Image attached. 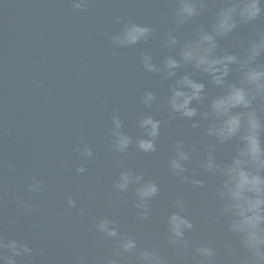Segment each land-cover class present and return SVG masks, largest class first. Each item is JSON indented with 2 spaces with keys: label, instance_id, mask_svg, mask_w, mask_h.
I'll return each instance as SVG.
<instances>
[{
  "label": "water",
  "instance_id": "95a60500",
  "mask_svg": "<svg viewBox=\"0 0 264 264\" xmlns=\"http://www.w3.org/2000/svg\"><path fill=\"white\" fill-rule=\"evenodd\" d=\"M172 7V0H88L82 9L73 8L71 0H0V235L23 240L33 249L32 257L19 258V264H105L113 241L101 239L94 226L103 216L116 220L120 231L133 235L139 246L158 248L169 264H196L194 252L178 255L165 242V216L177 197L185 200L194 224L190 243L214 245L222 264H243L246 259L224 222H212L218 215L215 178L201 174L206 187L199 188L173 176L167 167L173 141L180 138L197 145L186 168L189 175L199 173L206 144L202 130L161 110L154 112L165 121L155 153H141L134 144L126 153L111 148L113 114L135 139L140 134L136 121L145 111L140 96L148 89L160 97L167 93L166 82L143 70L140 52L159 59L167 54L159 45L164 33L176 29L174 34L188 35L212 11L177 28ZM116 16L151 26L152 37L114 50L110 37L121 27L114 22ZM257 28H264V18L241 25L236 35L247 36ZM230 43L222 41V46ZM206 90L215 92L207 83ZM83 145L92 149V158L76 150ZM228 151L229 146L221 145L217 154ZM117 158L122 168L160 185L146 220L136 217L131 189L121 194L113 188L121 170L113 167ZM78 166L87 171L77 173ZM32 177L41 181L42 193L27 191ZM69 196L76 208H68ZM20 201H28L32 210L25 211ZM229 243L235 260L225 255ZM122 264L131 261L126 256Z\"/></svg>",
  "mask_w": 264,
  "mask_h": 264
},
{
  "label": "clouds",
  "instance_id": "9594fccd",
  "mask_svg": "<svg viewBox=\"0 0 264 264\" xmlns=\"http://www.w3.org/2000/svg\"><path fill=\"white\" fill-rule=\"evenodd\" d=\"M171 15L177 28L197 21L207 14L205 23H197L190 34L178 36L171 29L159 38V45L167 54L156 59L148 51H141L139 62L146 73L167 83L163 97L148 89L140 96L145 111L136 121L140 134L133 139L123 130L118 114L111 117V148L116 153L128 152L130 146L141 153H155L164 120L154 112L165 111L169 117L183 118L192 129L202 130L206 139L204 155L198 161L199 173L188 174L186 165L197 151L183 139H175L173 155L168 159L170 173L181 181L199 188L206 187L201 174L214 177L218 215L213 223L223 221L227 234L239 243L246 254L243 264H264V28L239 37L241 25H252L264 18V0H172ZM72 7L82 9L88 0H71ZM120 30L111 37L113 49L146 43L154 29L135 20L114 17ZM231 41L228 47L222 41ZM116 52L113 51V55ZM199 77V78H198ZM206 83L215 92L206 90ZM195 102V103H194ZM227 145L229 151L218 156V146ZM86 158L94 153L87 145L77 146ZM113 167L121 169L113 182L118 193L134 192L137 219L143 221L151 214L150 201L160 194V185L143 173L121 167L117 158ZM79 174L87 170L78 166ZM29 193H42L43 185L32 177L27 184ZM25 211H31L28 201H20ZM68 208H76L72 197ZM207 219V217H205ZM15 223L14 218L9 219ZM101 239L113 241L112 256L105 264H122L128 257L131 264H169L156 247H141L133 235L120 231L116 220L103 216L94 221ZM165 242L184 256L190 250L196 254V264H222L217 248L205 241L190 243L189 233L194 224L189 218L183 198L170 201L165 216ZM225 255L236 258L231 243L225 245ZM33 249L23 240L0 235V264H19V258H31ZM43 254V253H41ZM239 264V262H237Z\"/></svg>",
  "mask_w": 264,
  "mask_h": 264
}]
</instances>
